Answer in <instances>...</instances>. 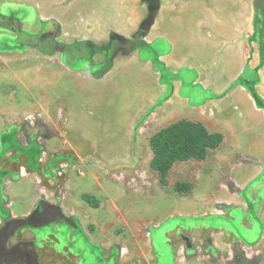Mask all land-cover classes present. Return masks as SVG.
<instances>
[{
	"label": "rangeland",
	"instance_id": "374dc122",
	"mask_svg": "<svg viewBox=\"0 0 264 264\" xmlns=\"http://www.w3.org/2000/svg\"><path fill=\"white\" fill-rule=\"evenodd\" d=\"M0 14L17 23H0V201H58L79 264L89 248L97 264H264V0H0ZM74 47L106 66L76 68ZM179 119L222 138L160 182L148 138Z\"/></svg>",
	"mask_w": 264,
	"mask_h": 264
},
{
	"label": "trees",
	"instance_id": "16d2710c",
	"mask_svg": "<svg viewBox=\"0 0 264 264\" xmlns=\"http://www.w3.org/2000/svg\"><path fill=\"white\" fill-rule=\"evenodd\" d=\"M221 134L209 132L201 123L186 119H179L159 128L148 138L151 151L150 168L156 172L160 182L171 166L178 161L189 158L202 159L212 148L221 141ZM174 189L177 192H189V183L176 182ZM81 198L90 206L97 202L92 195L82 194Z\"/></svg>",
	"mask_w": 264,
	"mask_h": 264
},
{
	"label": "crops",
	"instance_id": "0c3cea01",
	"mask_svg": "<svg viewBox=\"0 0 264 264\" xmlns=\"http://www.w3.org/2000/svg\"><path fill=\"white\" fill-rule=\"evenodd\" d=\"M68 51L66 58H71V63L76 68L81 67L79 65H84L86 69H88L93 75L98 74L101 68H104L106 64L104 62L94 63L91 61L86 64L85 56L80 49L70 48ZM71 52V53H70ZM90 55L86 57V59H90ZM105 65V66H104ZM14 201L12 200H3L0 201V248L5 246L6 241L13 236V233L17 229L24 228L23 234L32 232H40L42 227H52L54 230H58V224H53V221L56 219L55 214L56 211L50 212L49 209H60V205L58 201H35L34 203L29 202H20L19 206H14ZM12 207L14 210H12ZM45 211L44 217L40 218L39 221L36 220V215H38L39 210ZM36 217V218H34ZM51 223V224H49ZM49 224V225H47ZM47 225V226H46ZM69 227V226H68ZM12 239V238H11ZM23 243V242H22ZM20 243L18 252L22 257H26V253L29 251L28 260L23 259L19 256L14 258V252L10 251L6 253V255L0 257V264H37L36 261V253L34 252L33 248H27L31 246V242L28 243ZM79 251H74L77 253ZM89 255L88 259H85V264H97V258L94 256V251L88 249ZM23 253V255H22Z\"/></svg>",
	"mask_w": 264,
	"mask_h": 264
},
{
	"label": "flooded vegetation",
	"instance_id": "af4514ba",
	"mask_svg": "<svg viewBox=\"0 0 264 264\" xmlns=\"http://www.w3.org/2000/svg\"><path fill=\"white\" fill-rule=\"evenodd\" d=\"M46 28V24L43 27V29ZM46 30V29H45ZM50 32L46 31L43 33V35L40 37L41 40L46 41L49 38H51ZM38 203V201H37ZM42 209L39 210L38 215H36V220L39 221V217L43 218L44 217V213H46L45 211H41ZM50 212H54L56 211V209H49ZM57 213V212H56ZM56 217V216H55ZM65 222H68L65 219L62 218H57L53 221V224H60L58 226V230H54L52 229V227H49L48 229L46 227H42V230L38 233L36 232H32L31 234L29 233H25L23 234L24 228L21 229H17L14 233L13 236L10 237L6 243L4 247L0 248V257L6 255V253L10 252V251H16V253L14 252V258L18 257V254L21 258L23 259H27L28 260V254L29 251L26 253V257H22L20 255V253L18 252V248L20 243H28L31 242V246H28L27 248H33L34 252L36 253V261L37 264H53V262H57V264H68L65 257L63 256L65 254V252H67V256L69 259H74L76 257V259L79 257V259L75 262H72L70 264H79L78 262H80V256L82 254V249H83V243L86 242L84 241L82 244L78 238V244L76 243H71L74 239L71 238V235H77L79 237V231H77V228L75 226V224L73 226L70 225V223L68 222V224H65ZM64 225H68L69 229L65 230ZM79 233V234H78ZM81 236V235H80ZM12 238V239H11ZM72 239V240H70ZM76 241V240H75ZM83 241V240H82ZM22 243V244H23ZM89 244V243H88ZM90 245V244H89ZM56 247L58 248V251H54L52 249V247ZM51 247V248H50ZM85 247V246H84ZM60 248V249H59ZM74 251H79L77 253H74ZM23 255V253H22ZM49 260H54L53 262H50ZM82 260V257H81ZM71 261V260H70Z\"/></svg>",
	"mask_w": 264,
	"mask_h": 264
},
{
	"label": "water",
	"instance_id": "95a60500",
	"mask_svg": "<svg viewBox=\"0 0 264 264\" xmlns=\"http://www.w3.org/2000/svg\"><path fill=\"white\" fill-rule=\"evenodd\" d=\"M0 20H3L4 21V23L0 22L3 25L4 24H6V25L7 24H9V25H15V24H17L16 21H14L13 19L8 18V17H6L4 15H1V14H0ZM45 29H46L45 30L46 33H47V31L50 32V35L49 36L54 37V36H56L58 34L59 26H58V24H57V22L55 20H50L46 24V28Z\"/></svg>",
	"mask_w": 264,
	"mask_h": 264
},
{
	"label": "bare ground",
	"instance_id": "6f19581e",
	"mask_svg": "<svg viewBox=\"0 0 264 264\" xmlns=\"http://www.w3.org/2000/svg\"><path fill=\"white\" fill-rule=\"evenodd\" d=\"M41 37V36H40ZM43 41V40H42ZM44 42V41H43Z\"/></svg>",
	"mask_w": 264,
	"mask_h": 264
}]
</instances>
